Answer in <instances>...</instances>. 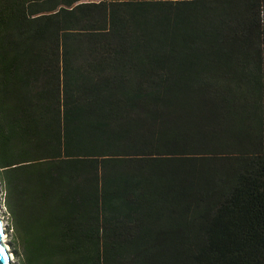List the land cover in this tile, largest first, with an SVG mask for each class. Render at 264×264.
Returning <instances> with one entry per match:
<instances>
[{
    "label": "trees",
    "instance_id": "16d2710c",
    "mask_svg": "<svg viewBox=\"0 0 264 264\" xmlns=\"http://www.w3.org/2000/svg\"><path fill=\"white\" fill-rule=\"evenodd\" d=\"M0 187L21 264H264V0H0Z\"/></svg>",
    "mask_w": 264,
    "mask_h": 264
},
{
    "label": "rangeland",
    "instance_id": "374dc122",
    "mask_svg": "<svg viewBox=\"0 0 264 264\" xmlns=\"http://www.w3.org/2000/svg\"><path fill=\"white\" fill-rule=\"evenodd\" d=\"M0 219L3 222V243L8 247L12 255L13 264H21L13 244V230L11 228V217L4 199V193L0 187Z\"/></svg>",
    "mask_w": 264,
    "mask_h": 264
},
{
    "label": "water",
    "instance_id": "95a60500",
    "mask_svg": "<svg viewBox=\"0 0 264 264\" xmlns=\"http://www.w3.org/2000/svg\"><path fill=\"white\" fill-rule=\"evenodd\" d=\"M3 226L0 219V264H13L12 255L8 250V247L3 243Z\"/></svg>",
    "mask_w": 264,
    "mask_h": 264
},
{
    "label": "bare ground",
    "instance_id": "6f19581e",
    "mask_svg": "<svg viewBox=\"0 0 264 264\" xmlns=\"http://www.w3.org/2000/svg\"><path fill=\"white\" fill-rule=\"evenodd\" d=\"M1 223H2V226H3V222H2V220H1Z\"/></svg>",
    "mask_w": 264,
    "mask_h": 264
}]
</instances>
